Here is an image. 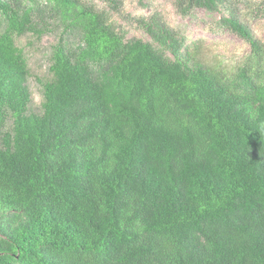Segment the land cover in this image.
<instances>
[{"label": "trees", "instance_id": "obj_1", "mask_svg": "<svg viewBox=\"0 0 264 264\" xmlns=\"http://www.w3.org/2000/svg\"><path fill=\"white\" fill-rule=\"evenodd\" d=\"M27 1L0 0V264H264V45L229 0L175 1L249 45L228 75L159 19L125 40L47 0L80 41L52 47L40 114L15 45Z\"/></svg>", "mask_w": 264, "mask_h": 264}, {"label": "rangeland", "instance_id": "obj_2", "mask_svg": "<svg viewBox=\"0 0 264 264\" xmlns=\"http://www.w3.org/2000/svg\"><path fill=\"white\" fill-rule=\"evenodd\" d=\"M20 8L28 3L19 0ZM176 0H118L110 4L105 0H78L85 7L103 15L106 23L125 40L136 38L150 42L138 20L159 19L172 29L184 48H188L201 63L228 75L241 66L250 47L240 38L219 26L221 12L195 8L190 15L182 16L176 9ZM232 11L245 23L254 36L264 45V0H229ZM34 31L15 37V45L22 50L29 76L27 86L31 95L29 110L42 112V83L50 79L48 71L52 47L62 38L70 46L80 41V33L62 23L51 11L47 0H38L32 14ZM4 21L0 15V32ZM10 126V122L7 123Z\"/></svg>", "mask_w": 264, "mask_h": 264}]
</instances>
